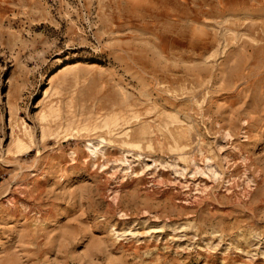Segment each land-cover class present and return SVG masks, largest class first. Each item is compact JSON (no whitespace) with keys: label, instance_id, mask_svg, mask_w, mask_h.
Masks as SVG:
<instances>
[{"label":"rangeland","instance_id":"rangeland-1","mask_svg":"<svg viewBox=\"0 0 264 264\" xmlns=\"http://www.w3.org/2000/svg\"><path fill=\"white\" fill-rule=\"evenodd\" d=\"M0 264H264V0H0Z\"/></svg>","mask_w":264,"mask_h":264},{"label":"bare ground","instance_id":"bare-ground-1","mask_svg":"<svg viewBox=\"0 0 264 264\" xmlns=\"http://www.w3.org/2000/svg\"><path fill=\"white\" fill-rule=\"evenodd\" d=\"M19 142H20V141H19ZM16 145H17V143H16ZM22 145H23V144H21L20 147H22ZM26 146H27V145H26ZM23 147H24V146H23ZM23 147H22V148H23ZM27 147H28V146H27ZM25 148H26V147H25ZM23 150H24V149H23ZM23 150H22V151H23ZM22 151H21V152H22ZM18 152H19V151H18Z\"/></svg>","mask_w":264,"mask_h":264}]
</instances>
